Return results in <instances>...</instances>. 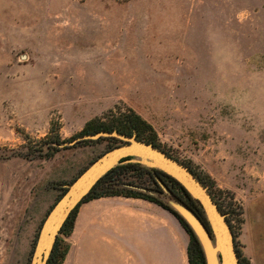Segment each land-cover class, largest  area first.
<instances>
[{
	"label": "rangeland",
	"instance_id": "374dc122",
	"mask_svg": "<svg viewBox=\"0 0 264 264\" xmlns=\"http://www.w3.org/2000/svg\"><path fill=\"white\" fill-rule=\"evenodd\" d=\"M131 111L208 182L242 264H264V0H0V264H32L69 186L124 143L76 139L49 159L53 140ZM127 165L153 170L136 158L113 169ZM115 184L187 208L151 173ZM174 233L158 264H190L177 219Z\"/></svg>",
	"mask_w": 264,
	"mask_h": 264
},
{
	"label": "water",
	"instance_id": "95a60500",
	"mask_svg": "<svg viewBox=\"0 0 264 264\" xmlns=\"http://www.w3.org/2000/svg\"><path fill=\"white\" fill-rule=\"evenodd\" d=\"M100 138H118L124 143L107 152L69 186L64 197L44 223L32 264L48 263L57 237L72 211L92 191L101 178L118 164H121L122 161L134 158L141 160L142 165L161 171L176 180L191 198L199 204L215 237L216 248L212 246L207 236L209 230L192 210L184 204L187 208H178L177 210L180 213L177 210L175 211L193 229L205 254L206 264H240V258L235 247V238L223 214L208 189L187 167L154 145L138 140L136 135L129 137L114 131L101 132L97 135H89L80 139L92 141ZM160 182L163 184L161 180Z\"/></svg>",
	"mask_w": 264,
	"mask_h": 264
},
{
	"label": "crops",
	"instance_id": "0c3cea01",
	"mask_svg": "<svg viewBox=\"0 0 264 264\" xmlns=\"http://www.w3.org/2000/svg\"><path fill=\"white\" fill-rule=\"evenodd\" d=\"M175 227V216L149 201L96 199L81 206L72 235L64 238L63 264H158L161 252L175 251Z\"/></svg>",
	"mask_w": 264,
	"mask_h": 264
},
{
	"label": "trees",
	"instance_id": "16d2710c",
	"mask_svg": "<svg viewBox=\"0 0 264 264\" xmlns=\"http://www.w3.org/2000/svg\"><path fill=\"white\" fill-rule=\"evenodd\" d=\"M107 118H109V115H107L105 118H96V119L89 121L84 127V129L78 135H76L75 137L69 140L63 141L61 140L60 136H57V138L53 140L54 141V143H52L53 146L50 145L48 147L47 152L46 153L43 152V156L49 159L53 158L57 153L62 151V148L65 146V144L71 143L72 141H76V139H80L82 137L89 136V135H97L98 133H101V132L117 131L119 134L126 135L129 137L136 135L138 140L146 142L148 144H152L156 148L165 152L168 156L174 158V156L171 155V153L168 152L165 148H163L161 144L158 142V138H157L155 131L153 130V127L135 112L131 111L128 114H121L117 122L113 124H109L108 122H106ZM101 140H103V138H100L98 141H101ZM91 142L93 143L97 141H89V140L81 141V142L76 143L75 145H80V144H85V143L87 144ZM127 169L141 170L142 172H145L148 174L151 173L152 175H155V177L159 178L163 182V184L167 187H169L168 183L171 184L173 187V191L177 193L181 197V199H183L184 204L195 213V215L202 221V223L207 227V229H210L207 218L203 210L199 206V204L194 199L191 198V196L186 192V190H184V188L176 180H174L173 178L167 176L166 174L158 170L148 171L147 169L139 167L137 165H127L122 168L118 167V168L111 170L101 180H99V182L95 185L92 191L72 211L69 218L67 219V221L62 227L60 231V235H64L65 237H70L72 235L74 228H75V223H76L79 210L81 206L85 203L91 202L96 199L104 198V197H125V198L143 199L151 203L157 204L163 209L169 211L180 222L181 226L190 236V244L188 246V255H189L190 264H206L205 254L203 252L202 246L197 236L195 235L193 229L191 228V226L187 223V221L182 216H180L171 207L166 205L162 200H160L159 198L153 197L151 195L138 192L134 189H129L127 187H123V190H119L118 188H116L118 186L117 184H115L111 188H108V189L105 188L106 184H108L109 182H113L114 176L119 171L127 170ZM189 170L197 177V179L204 186L208 187V190L211 196H213L212 191L209 188L208 182H206L204 179L198 176L192 169L189 168ZM129 185L135 186L133 182H129L127 186ZM157 187H158L159 192L161 193V188L160 186H158V184H157ZM60 243L61 241H60V238L58 237L47 264H63L64 263L65 258L67 256V252H68V246L65 243V247H62ZM238 256L240 258V264H242L245 260L243 259L240 252H238Z\"/></svg>",
	"mask_w": 264,
	"mask_h": 264
},
{
	"label": "bare ground",
	"instance_id": "6f19581e",
	"mask_svg": "<svg viewBox=\"0 0 264 264\" xmlns=\"http://www.w3.org/2000/svg\"><path fill=\"white\" fill-rule=\"evenodd\" d=\"M262 230H264V228H262ZM256 234H258V233H256ZM256 238H258V237H256Z\"/></svg>",
	"mask_w": 264,
	"mask_h": 264
}]
</instances>
